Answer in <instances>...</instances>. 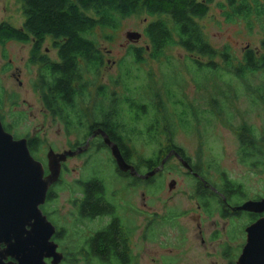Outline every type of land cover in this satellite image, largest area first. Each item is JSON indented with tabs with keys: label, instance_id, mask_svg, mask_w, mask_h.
Returning a JSON list of instances; mask_svg holds the SVG:
<instances>
[{
	"label": "rangeland",
	"instance_id": "rangeland-1",
	"mask_svg": "<svg viewBox=\"0 0 264 264\" xmlns=\"http://www.w3.org/2000/svg\"><path fill=\"white\" fill-rule=\"evenodd\" d=\"M218 2L200 20L210 44L219 51L228 48L238 59L248 49L261 52L264 35L258 30L250 33L243 22L227 23ZM153 19L145 13L126 18L110 32V42H103L102 33L94 36L102 44L104 65L98 78L91 76L88 92L79 101V115L71 116L66 126L44 110L37 89L40 66L32 62L35 41L0 43V116L4 127L18 139L37 137L42 144L34 157L47 170L50 150L64 154L84 146L92 121L103 123L114 111L109 121L116 127L110 126L111 130L116 137L128 140L134 156L145 163L160 166L169 147H177L214 188L221 190L224 179L242 188L244 197L230 194L234 206L264 199V71L238 78L219 57L215 62L218 71L213 72L194 61L207 63V59L176 46L158 60L145 53L139 64L131 49L148 47L143 32ZM23 23L22 2L0 0V27L7 24L20 30ZM128 33L142 37L132 42ZM46 51L50 59H57L51 38L43 40L39 56ZM131 103L145 107V112H137ZM162 106L174 127L154 138L148 127ZM184 120L187 125H183ZM243 128L251 130L262 154L245 156ZM134 161L138 162L137 158ZM95 169L109 178L113 192L124 189L123 182L112 181L109 150L92 147L84 155L72 156L65 162L61 182L53 186L52 199L46 205L57 226L74 232L73 203L79 194L75 182L91 177ZM187 172L177 159L170 158L152 187L124 193L131 227L138 226L133 233V251L139 255L136 264H237L246 243L249 217L223 218L219 201L212 198H208L211 206L207 211L199 209L203 203L198 194L203 193L195 190L196 181ZM172 181L176 186L170 190ZM73 240L75 237L69 238Z\"/></svg>",
	"mask_w": 264,
	"mask_h": 264
},
{
	"label": "trees",
	"instance_id": "trees-1",
	"mask_svg": "<svg viewBox=\"0 0 264 264\" xmlns=\"http://www.w3.org/2000/svg\"><path fill=\"white\" fill-rule=\"evenodd\" d=\"M20 1L24 12L23 28L17 30L7 24L2 25L0 43L4 44L9 40L29 42L31 38L35 39L32 62L40 66L37 89L41 93L44 107L50 111L53 118L64 122L65 126L71 123V116L79 115L77 112L79 101L84 92H88L91 76L98 78L104 65L102 44L94 39V36L102 33L103 42H110L112 40L110 32L117 30L123 20L135 14L145 13L154 18L146 25L143 32L148 47L131 49L135 61L139 64L145 53L151 59L158 60L167 49L176 46L193 56L207 59V63L194 61L197 65L213 72L218 71L215 62L219 57L225 68L238 78H243L248 73L264 71V40L261 52L248 49L242 59L234 57L228 48L219 51L207 40L200 20L208 15L211 6L216 4L217 0ZM217 7L227 23L243 22L250 33L258 30L264 35V0H221ZM48 37L52 39L58 51L57 61L39 56L41 44ZM102 89L103 87H100L99 92L103 91ZM131 108H136L137 112H145V107L137 106L135 103H131ZM164 113L162 106V110L156 112L155 122L148 127V133L154 138L161 132H171L174 127ZM115 114L116 112L113 111L111 115L106 116L105 122L112 120ZM109 124L113 129L116 127L112 122ZM183 125H187L186 120L183 121ZM4 128L9 132L6 127ZM241 142L245 156L250 154L258 156L261 153L249 128L242 129ZM28 143L30 152L34 156L35 150L42 143L37 137L29 140ZM170 147L168 151L173 149L172 146ZM174 149L182 154L177 147ZM87 187L89 197H93L95 184H89ZM220 191L227 194L229 201L232 192L238 197H244L242 188L228 179H224V186ZM51 199L52 196L49 195L48 200ZM92 201L94 200L91 198L90 202ZM257 218L260 216L252 215L251 221ZM98 261L100 264H109L106 259ZM116 262L132 264V261ZM75 263L74 259L66 260V264Z\"/></svg>",
	"mask_w": 264,
	"mask_h": 264
},
{
	"label": "flooded vegetation",
	"instance_id": "flooded-vegetation-1",
	"mask_svg": "<svg viewBox=\"0 0 264 264\" xmlns=\"http://www.w3.org/2000/svg\"><path fill=\"white\" fill-rule=\"evenodd\" d=\"M34 41L35 39H33V42ZM54 49L56 48L54 47ZM42 56L48 57V52L46 51V53H44V55ZM57 60L58 51L57 59L53 61ZM44 110L47 112V114L51 115L49 110H47L46 108ZM90 121L92 120H89V122ZM110 122L111 121L97 123L95 121H92L88 129L89 132L85 145L78 146L75 148V150L72 149L70 151L74 152V156L77 157L86 154V152L90 148L96 147L100 149L102 148L109 150L112 154V149L106 142L107 137L112 144L116 145L119 148L125 163L130 167V169L126 172L121 171L112 154L114 175L112 181L119 183L123 182L124 189L121 192L119 191V193L113 192V190H111V188L108 186L109 178L104 177L105 174H103L100 170L97 169L92 172L91 177L89 176L90 178L87 177L85 180H79L75 182L77 183L76 185L79 188V191L77 192L79 194L78 196H76V200L73 203L74 212L72 213V216L75 219V228L73 227L74 232H70L69 230L64 229V227L57 226L54 220L52 219L53 214L46 212V205L49 201L48 196L53 195V186L61 182L60 177L58 181L55 182L49 188L47 201L45 205L41 207L43 214L47 217L48 221L51 222L56 229L52 241L58 245V252L63 256L62 263H66V260L68 259H74L76 261V264H98V260L106 259L108 260L109 264H118L116 262L118 260L127 262L132 261V264H136V259L139 255L133 251V233L136 231L138 226L131 227L130 219L128 217L129 206L123 200V195L127 190H145L146 188L152 187L154 180H156L161 175L166 161L170 158L177 159V161L182 164V166L188 171L187 174L196 181L195 190L197 192L203 193L198 194L199 198L202 200L203 203V206L200 205L199 209H206V207L208 208V198L211 197L212 199H216L219 201V214L222 215L223 218L233 219L244 215L249 217L251 221V216L255 214L236 210L237 207L242 206L246 202L241 205L234 206L232 201H229V199L227 198V194L211 186L198 172L195 171V168L190 163V161L179 151H177L176 149H171L170 151H167L165 157L160 162V166L156 167L152 163H145L139 158V156H134V153L132 152L133 147L130 145V142L128 140L120 139L114 135L110 127L111 124H109ZM34 138L35 137L24 139L29 142V140H33ZM126 144H128L129 146H127ZM69 158L71 157H68L67 160ZM134 158H137L138 162L134 161ZM65 162L61 165V172L63 170ZM183 162H186L190 169H187L184 166ZM96 172H98L99 174H95ZM47 173L48 166L45 174L46 176H48L49 174ZM92 183L95 184L96 189L94 190V196L89 197L87 193V186H89V184L91 185ZM171 184L176 186L175 181H172ZM91 198L94 201L90 202ZM95 207L97 208L94 209ZM138 212L141 211L138 210ZM258 219L259 218H257L255 221H251L250 225L256 222ZM70 237H75L73 243L69 241ZM71 243L73 246H71ZM64 245L65 247L70 248L64 249ZM13 261L14 260L9 258L6 262L9 263ZM46 263L51 264V260H47Z\"/></svg>",
	"mask_w": 264,
	"mask_h": 264
},
{
	"label": "water",
	"instance_id": "water-1",
	"mask_svg": "<svg viewBox=\"0 0 264 264\" xmlns=\"http://www.w3.org/2000/svg\"><path fill=\"white\" fill-rule=\"evenodd\" d=\"M138 42L142 35L128 33ZM118 167L126 172L119 148L106 137ZM74 152L49 151L48 176L43 163L36 160L26 139H15L3 126L0 116V264H61L63 256L52 241L56 229L43 214L49 188L58 181L61 165ZM190 169L186 162H183ZM174 187L170 184V190ZM260 218L246 229L247 240L237 264H264V199L247 201L236 208ZM11 258L13 262L6 261Z\"/></svg>",
	"mask_w": 264,
	"mask_h": 264
}]
</instances>
